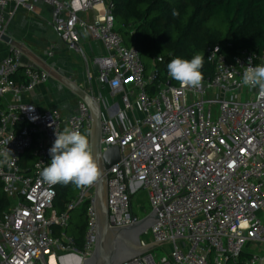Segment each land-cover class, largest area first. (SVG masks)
<instances>
[{
	"label": "built area",
	"instance_id": "1",
	"mask_svg": "<svg viewBox=\"0 0 264 264\" xmlns=\"http://www.w3.org/2000/svg\"><path fill=\"white\" fill-rule=\"evenodd\" d=\"M38 1L53 7L55 29L70 48L77 49V29L102 42L98 81L121 95L120 103L102 109V151L118 146L121 153L107 168L110 216L114 226L138 222L143 216L141 206L133 208L134 195L146 191L159 220L145 234L152 240L143 235L141 241L159 242L156 250L163 252L123 264H264L258 252L241 261L248 242L264 243V97L258 88L241 86L249 58L252 66L264 65V49L208 46L203 54L213 72L203 76L202 87H183L168 75L152 92L157 69L148 74L139 51L116 31L114 0H0V41L18 8L35 12ZM21 56L8 44L0 61V152L8 148L14 157L11 166L0 164V190L10 201L3 209L0 203V264H42V255L49 264L70 255L82 263L96 245L97 181L58 211L61 183L44 182L40 172L50 163L56 130L79 129L91 144V111L83 100L67 117L58 108L42 111L24 102L49 73L22 64ZM134 104L141 116L131 119ZM28 153L33 158L27 162ZM87 202L84 245L77 248L69 228Z\"/></svg>",
	"mask_w": 264,
	"mask_h": 264
},
{
	"label": "trees",
	"instance_id": "2",
	"mask_svg": "<svg viewBox=\"0 0 264 264\" xmlns=\"http://www.w3.org/2000/svg\"><path fill=\"white\" fill-rule=\"evenodd\" d=\"M114 2L116 31L122 34L127 45H133L139 51L147 73L153 68L157 69L158 78L149 84L152 92L159 80L164 83L169 81L167 65L173 58L191 60L195 54H203L208 46L225 42L232 44L233 52L241 48L258 51L264 49V0H114ZM174 9L178 15H173ZM156 56L162 60H156ZM212 72L213 66L204 56L203 76L211 75ZM15 79L17 81L23 79L22 70ZM171 80L174 82L172 78ZM32 158L33 155L29 153L25 156L27 162ZM28 171L29 169H24V172ZM78 190L79 188L72 183L67 185L61 183L57 190L55 208L63 211L66 203ZM9 202L0 190L1 208H6ZM87 206L88 202L73 216L69 228V232L76 239L77 248L84 245ZM140 209L144 210L145 214L150 212L144 205H141ZM250 254L245 250L241 255V261Z\"/></svg>",
	"mask_w": 264,
	"mask_h": 264
},
{
	"label": "crops",
	"instance_id": "3",
	"mask_svg": "<svg viewBox=\"0 0 264 264\" xmlns=\"http://www.w3.org/2000/svg\"><path fill=\"white\" fill-rule=\"evenodd\" d=\"M7 34L44 63L101 97L104 101L101 109L108 103L121 102L120 94L113 95L109 85H103L98 81L99 60L106 55L102 42L94 39L86 31L77 29V49L70 48L55 29L51 5L38 1L35 12H29L23 7L18 8L15 17L9 23ZM4 43L5 47H1L0 43V61L7 52L8 43ZM21 61L24 65L33 64L40 67L32 56L23 52ZM127 87H130L129 84ZM80 100L81 98L74 92L50 75L45 83L23 97L24 102L33 104L42 111L58 108L65 117L77 111ZM129 116L131 119L134 116H141L136 105ZM260 217L264 223V211L260 213ZM253 244L259 248V252H256L264 253V248L261 247L263 243L253 241Z\"/></svg>",
	"mask_w": 264,
	"mask_h": 264
},
{
	"label": "water",
	"instance_id": "4",
	"mask_svg": "<svg viewBox=\"0 0 264 264\" xmlns=\"http://www.w3.org/2000/svg\"><path fill=\"white\" fill-rule=\"evenodd\" d=\"M1 39L10 45L20 48L24 54L32 56L38 65L46 70L51 77L74 92L90 108L93 122L91 146L94 158L101 172L97 180L95 200L97 239L92 256L86 258L82 263L79 261V264H123L136 257L150 253L160 243L149 242L144 245L141 238L150 228L157 224L159 220L157 210H151L136 223L125 226L113 225L108 205L109 178L107 168L119 162L121 153L118 146H112L108 150L102 151V109L96 100L95 93L92 90L79 86L73 80H70V78L44 63L37 56L29 52L25 46L9 37L8 34L1 35ZM41 262L42 264H49L44 255L41 256Z\"/></svg>",
	"mask_w": 264,
	"mask_h": 264
},
{
	"label": "clouds",
	"instance_id": "5",
	"mask_svg": "<svg viewBox=\"0 0 264 264\" xmlns=\"http://www.w3.org/2000/svg\"><path fill=\"white\" fill-rule=\"evenodd\" d=\"M178 14L174 9L173 15ZM203 65L204 56L200 54L191 60L176 57L167 65L168 75L183 87L199 89L204 79L201 71ZM248 65L243 72L241 86L258 88L259 95L264 97V65L252 66V58H249ZM89 135L69 127L62 131L56 130V138L49 149L50 163L40 172L42 180L50 185L72 183L77 188L93 185L101 172L93 155ZM0 157H2L0 164L11 166L14 162L8 148L0 152Z\"/></svg>",
	"mask_w": 264,
	"mask_h": 264
},
{
	"label": "rangeland",
	"instance_id": "6",
	"mask_svg": "<svg viewBox=\"0 0 264 264\" xmlns=\"http://www.w3.org/2000/svg\"><path fill=\"white\" fill-rule=\"evenodd\" d=\"M1 43V47H5V43L0 41ZM141 205H144L147 207L148 211H151V205H150V202L147 198V194H146V191L144 190H139L135 195H134V199H133V208L136 210V207L138 206H141ZM142 216L144 217L146 214L144 213V210H140ZM76 214H78V212L76 211L73 216H75ZM145 237L151 241L152 238L151 236L148 234V235H145ZM261 247L264 248V243L261 245ZM246 251L249 252V253H254L256 251L259 252V248L253 244V242H248L246 247H245ZM161 248H158V250L156 249H153L152 251L155 253V254H159V255H162L163 252L160 250ZM47 259H48V256H47ZM64 259V258H63ZM57 264H61L60 262H58Z\"/></svg>",
	"mask_w": 264,
	"mask_h": 264
},
{
	"label": "bare ground",
	"instance_id": "7",
	"mask_svg": "<svg viewBox=\"0 0 264 264\" xmlns=\"http://www.w3.org/2000/svg\"><path fill=\"white\" fill-rule=\"evenodd\" d=\"M79 261V258L73 255L64 257V259L61 260L62 264H79Z\"/></svg>",
	"mask_w": 264,
	"mask_h": 264
}]
</instances>
